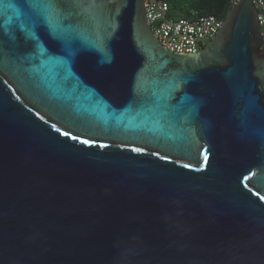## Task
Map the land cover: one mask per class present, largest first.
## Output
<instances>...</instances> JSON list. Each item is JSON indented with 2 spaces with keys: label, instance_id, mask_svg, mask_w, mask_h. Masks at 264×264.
Instances as JSON below:
<instances>
[{
  "label": "water",
  "instance_id": "obj_1",
  "mask_svg": "<svg viewBox=\"0 0 264 264\" xmlns=\"http://www.w3.org/2000/svg\"><path fill=\"white\" fill-rule=\"evenodd\" d=\"M144 1L0 0V264H264L257 10L175 53Z\"/></svg>",
  "mask_w": 264,
  "mask_h": 264
},
{
  "label": "built area",
  "instance_id": "obj_2",
  "mask_svg": "<svg viewBox=\"0 0 264 264\" xmlns=\"http://www.w3.org/2000/svg\"><path fill=\"white\" fill-rule=\"evenodd\" d=\"M240 0H229L231 6ZM257 12L264 51V0H251ZM145 16L158 42L175 53H193L201 49L221 27L223 19L213 14L178 17L169 16L165 0H145Z\"/></svg>",
  "mask_w": 264,
  "mask_h": 264
},
{
  "label": "trees",
  "instance_id": "obj_3",
  "mask_svg": "<svg viewBox=\"0 0 264 264\" xmlns=\"http://www.w3.org/2000/svg\"><path fill=\"white\" fill-rule=\"evenodd\" d=\"M169 6V16L197 17L213 14L224 18L231 7L229 0H165Z\"/></svg>",
  "mask_w": 264,
  "mask_h": 264
}]
</instances>
